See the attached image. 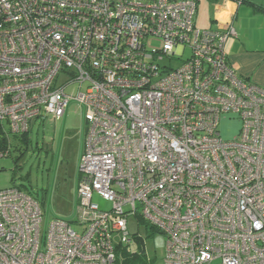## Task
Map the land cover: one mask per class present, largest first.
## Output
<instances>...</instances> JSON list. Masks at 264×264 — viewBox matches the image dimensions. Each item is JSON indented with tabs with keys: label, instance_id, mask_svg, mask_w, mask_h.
<instances>
[{
	"label": "built area",
	"instance_id": "2783aa9c",
	"mask_svg": "<svg viewBox=\"0 0 264 264\" xmlns=\"http://www.w3.org/2000/svg\"><path fill=\"white\" fill-rule=\"evenodd\" d=\"M197 11L195 0H0L8 143L74 99L88 124L80 230L55 219L43 236L42 206L1 190L0 264H117L140 238L131 217L166 236L165 264H264V88L234 70V28L201 30ZM225 116L242 123L232 141Z\"/></svg>",
	"mask_w": 264,
	"mask_h": 264
},
{
	"label": "rangeland",
	"instance_id": "374dc122",
	"mask_svg": "<svg viewBox=\"0 0 264 264\" xmlns=\"http://www.w3.org/2000/svg\"><path fill=\"white\" fill-rule=\"evenodd\" d=\"M205 0L199 2L198 28H209L210 16L205 11ZM197 20V19H196ZM196 24V25H197ZM177 67L176 63L172 64ZM85 91V87L82 92ZM78 86L67 89V94L76 98ZM86 106L74 99L67 106L64 118L52 117L32 122L27 146L20 139L11 137V150L5 157L0 155V191L14 187L22 189L33 198L42 201V234L47 236L50 224L59 219L74 224L78 218V189L81 180L80 166L86 149L88 124ZM242 123L234 116H225L219 132L226 141L239 135ZM20 149V150H18ZM95 203L110 210L111 205L99 197ZM132 236L140 237L141 259L146 264H164L167 238L151 234L136 217L128 224ZM136 242L132 249H136ZM139 250V249H138Z\"/></svg>",
	"mask_w": 264,
	"mask_h": 264
},
{
	"label": "crops",
	"instance_id": "0c3cea01",
	"mask_svg": "<svg viewBox=\"0 0 264 264\" xmlns=\"http://www.w3.org/2000/svg\"><path fill=\"white\" fill-rule=\"evenodd\" d=\"M205 1L203 12L210 16L211 25L199 29L226 33L233 27L236 36L228 38L226 52L234 70L245 80L264 88V0ZM197 2L196 24L200 0Z\"/></svg>",
	"mask_w": 264,
	"mask_h": 264
},
{
	"label": "trees",
	"instance_id": "16d2710c",
	"mask_svg": "<svg viewBox=\"0 0 264 264\" xmlns=\"http://www.w3.org/2000/svg\"><path fill=\"white\" fill-rule=\"evenodd\" d=\"M195 1L198 5L197 0H195ZM239 1H240V3L241 2L243 3L245 0H239ZM29 134H30V131L27 134H23L21 136H14V137L20 139L22 143H24L28 146L30 144ZM9 146H11V144L8 143L7 138L4 136V126H2L0 124V149L1 150H8ZM11 148H12V146H11ZM18 150H20V149H18ZM2 154H0V155H2ZM20 190L23 191L22 189H20ZM33 199H35V198H33ZM35 200L42 206V201H39L38 199H35ZM150 233L154 234L152 232H150ZM140 241H141V238L135 239V242L137 244V247H136L137 250L132 249V247H125V248L121 247L120 249H118V251H117L118 252L117 253L118 254L117 264H146L141 259V255L144 254V252L140 248V244H141Z\"/></svg>",
	"mask_w": 264,
	"mask_h": 264
}]
</instances>
